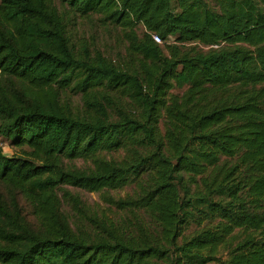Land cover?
Listing matches in <instances>:
<instances>
[{
	"label": "trees",
	"instance_id": "16d2710c",
	"mask_svg": "<svg viewBox=\"0 0 264 264\" xmlns=\"http://www.w3.org/2000/svg\"><path fill=\"white\" fill-rule=\"evenodd\" d=\"M211 1L0 0V138L16 150L0 148V188L38 225L0 193V264H264V0ZM70 14L119 29L125 56L73 46ZM65 188L101 194L124 231Z\"/></svg>",
	"mask_w": 264,
	"mask_h": 264
},
{
	"label": "rangeland",
	"instance_id": "374dc122",
	"mask_svg": "<svg viewBox=\"0 0 264 264\" xmlns=\"http://www.w3.org/2000/svg\"><path fill=\"white\" fill-rule=\"evenodd\" d=\"M208 4L211 7H214V3L211 0H207ZM144 30L141 26H138L137 33L139 36L143 34ZM67 37L70 43L75 46L77 49L81 42H85L88 44L90 50H98L103 54V56L109 60L115 61L118 63L125 56V46L126 44L122 41L120 30L114 27H103L98 22V16L93 17H80L77 15L70 14L68 16V24H67ZM174 39H170L167 42L172 44ZM189 48H196L199 51H205L202 46H197L196 44L187 45ZM184 92L183 89H174L170 91L168 94L170 95H182ZM61 104H65L70 109L75 112V114L82 115L85 111L84 100L81 94H75L72 90H67L66 92L61 94ZM160 130L163 132V125L160 124ZM1 139V138H0ZM2 152L6 157L12 156L16 150L12 148L8 143L2 142L1 146ZM108 160H122L123 154H109L105 156ZM73 166L77 168H85L86 164L83 161H75L72 163ZM71 195L77 197L81 203L82 207L96 216L100 221L107 223L108 226L117 227L120 232L124 231V227L126 226L123 222L126 219V214L118 212L114 207H110L102 200L101 194H92L83 190H78L74 188H65ZM135 187L130 186L125 188L122 191H111L109 192L111 196L115 198H124L126 195H133ZM0 193L10 205L12 201H16L17 208L21 211L22 218L25 223L31 229L36 230L38 228L37 223L31 216V211L28 204L21 198L15 197L12 193H10L5 187L0 188ZM59 196L62 197V192H58ZM62 213L65 214L69 218L70 226L73 230L77 228V218L72 212L71 206L64 200H62ZM138 216L143 222L147 223L149 218L145 216V213L138 212ZM79 217V216H78ZM130 216H128L129 218ZM131 223V224H130ZM136 223L132 218L131 221L127 219V224L133 225ZM207 224L196 227H190L186 232L185 236H189L196 231L206 227ZM150 230L152 228V224L148 227ZM223 256H226L224 254Z\"/></svg>",
	"mask_w": 264,
	"mask_h": 264
},
{
	"label": "built area",
	"instance_id": "2783aa9c",
	"mask_svg": "<svg viewBox=\"0 0 264 264\" xmlns=\"http://www.w3.org/2000/svg\"><path fill=\"white\" fill-rule=\"evenodd\" d=\"M151 38L155 44L162 45V40L160 39V37L158 35L152 34ZM1 146H2V140L0 139V148H1Z\"/></svg>",
	"mask_w": 264,
	"mask_h": 264
}]
</instances>
